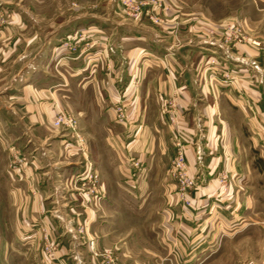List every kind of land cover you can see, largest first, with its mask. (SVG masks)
I'll return each instance as SVG.
<instances>
[{"label":"crops","instance_id":"obj_1","mask_svg":"<svg viewBox=\"0 0 264 264\" xmlns=\"http://www.w3.org/2000/svg\"><path fill=\"white\" fill-rule=\"evenodd\" d=\"M168 1L172 9L161 28L126 17L117 2L113 13L79 18V30L74 22L60 27L58 15L45 12L41 0H0L10 18L0 32L2 62L11 53L19 59V71L0 84V264H25V257L33 264H98L102 251L113 249L131 264L155 259L151 249L143 248L142 256L132 250L130 240L138 230L132 225L124 231L118 223L122 198L133 190L127 181L132 156L146 162L135 187L138 195L152 196L162 181L168 202L162 206L161 232L176 261L187 256L188 245L242 225L252 213L256 194L251 181L264 177V33L248 36L259 47L225 46L208 34V19L183 12V0ZM78 31L96 45L92 61L100 52L109 54L104 63L92 68L60 45ZM207 58L236 75L235 87L208 76ZM116 89L126 95L131 120L124 125L113 111ZM166 101H174L178 130L162 114ZM59 108L78 120L83 159L74 151L63 159L60 153L53 156L54 145L70 149L78 143L54 127ZM177 133L185 141L188 173L200 182L190 206L170 194L175 186L166 167L175 156ZM12 144H32L52 157L48 154L40 171L10 174ZM87 170L98 182L93 193L78 185H86L79 174ZM223 176L231 182L227 191L219 182ZM54 211L58 220L47 215ZM86 216L92 223L81 237L76 229ZM39 225L60 246L48 257L40 232L29 243L28 255L19 247L20 235Z\"/></svg>","mask_w":264,"mask_h":264},{"label":"rangeland","instance_id":"obj_2","mask_svg":"<svg viewBox=\"0 0 264 264\" xmlns=\"http://www.w3.org/2000/svg\"><path fill=\"white\" fill-rule=\"evenodd\" d=\"M30 1V0H28ZM41 7L45 12H54L59 17V25L60 27L65 28L71 22L75 23L76 29L82 30L83 28L79 23V18H82L87 13H98V12H110L115 11V6H117V2L121 3L122 14L126 17L127 14L125 12L124 1L125 0H41ZM168 0H165L168 10L165 13L160 12L164 18V24L162 25H154L147 16H141L140 19H146L149 24L156 28H161L166 25L168 22L166 17L163 14H167L172 9V5ZM28 5V4H27ZM183 12L188 14H193L196 18H205L208 19L207 27L208 34L219 40L225 46H229L225 42V37L228 35H232L236 33V35H241L245 38V42L238 44L237 46H243L249 43V35H256L260 33H264V0H183ZM36 7L31 5L30 8L34 10ZM40 7V6H39ZM0 32L4 30L9 24V12L3 6H0ZM109 17V15H108ZM139 19V20H140ZM136 21V20H135ZM110 22V21H109ZM249 30V33H247ZM262 31V32H261ZM85 33L83 31L75 32L71 34V36L65 37L60 41V45L63 46V43L67 42V38L71 37V43L77 47V51L68 50L64 48L70 55H76V59L80 58L86 61V64H89L92 68L94 64L99 65L104 63L106 59L109 58V54L104 56V51L100 52L98 58L95 61H92L91 57L94 53L97 52L95 50L96 45L92 42H88L87 34L82 38ZM252 41V40H251ZM258 42V40H255ZM260 43V42H259ZM2 45V41L0 39V46ZM252 45V44H251ZM91 46V47H87ZM236 46V47H237ZM233 47V46H230ZM235 47V48H236ZM2 53H0V84L8 83L10 78L15 75L19 71V59L18 54L11 53L7 54L6 61L2 62ZM211 59L216 58H207L206 61H210ZM83 60V61H84ZM91 62V64H90ZM211 65H205V69L207 68L208 76L211 77ZM215 75L213 78L219 79L222 83L223 80H226L224 77V73L226 69L219 65L216 69H213ZM231 75L229 83L230 86L227 88H233L236 84V75L229 69L228 70ZM3 80V81H2ZM5 81V82H4ZM216 81V80H215ZM233 82V84H232ZM137 84V83H136ZM141 83L140 87L141 88ZM124 94L126 97L125 93ZM126 98H123L125 101ZM151 104L148 103V105ZM113 105V104H112ZM125 109L128 114V106L127 102L125 103ZM59 111H63L68 113L65 109L59 108L55 113V117ZM70 114V113H68ZM72 115V114H70ZM54 117V119H55ZM72 117L76 120L78 127V120L75 116ZM127 121L124 124H127L131 118L128 115ZM54 122V121H53ZM118 124H121L116 120ZM123 124V125H124ZM61 135H66L69 133L71 136H75L78 140L73 146H69L70 149L67 148V144L62 147L57 144L54 145L55 150L53 151V156L56 157L58 153L59 159L65 158L69 152H79L81 154V159H83V146L84 141L81 138L82 136L79 133V128L77 134H73L71 131L66 129H58ZM59 140V139H58ZM70 142V141H69ZM32 147V148H31ZM174 147V146H173ZM50 153L45 152H36V149L32 144H28L25 147H19L16 144H12L9 148V164H8V173L15 172H24V169L30 170L31 168H35L40 171V169H44L47 166V159H49ZM52 154H50L51 156ZM52 157V156H51ZM57 158V157H56ZM173 159V158H172ZM37 160V161H36ZM140 161L142 167L136 173L133 170L131 163L133 161ZM37 162V163H35ZM146 162L141 158L132 156L128 159L127 165L129 168L128 182L131 181V178L134 174L133 180L136 182V188L138 187V179L140 177L141 172L146 168ZM171 165V163H170ZM259 167V166H258ZM169 166L166 167L167 174L169 175ZM66 169V168H64ZM93 172V171H92ZM84 172L81 171L79 176L83 178ZM190 175V174H189ZM33 176V175H32ZM170 176V175H169ZM191 176V175H190ZM198 185L200 186V182L197 177ZM170 182L175 186V190L171 191L170 194L174 195L181 204H184L178 197V184L177 182L170 176ZM222 185V190L227 191L230 186V181H222L219 180ZM218 182V183H219ZM162 181L156 182L155 184V194L152 196L143 197L138 195V190L134 188L131 190L132 192L128 194L127 198H122L123 205L120 207L122 211L117 214L118 223L123 224L124 231L129 226L135 227V230H138L139 236L136 238H131L130 246L132 245V250H138L139 255L142 256V249L148 248L155 252L156 257L153 260H139L138 264H264V177L261 179H252L251 184L252 188L255 189V201L252 213L246 219V222L242 225L231 226L229 230L225 227L223 230H220L218 233H212L208 236H204L200 242L194 246L188 245L187 247V256L182 258L179 261L173 259L171 255H169V246L166 245V242L163 240L162 232H161V218H162V206L167 204L168 196L165 195V191L162 187ZM80 188H83L86 192L89 188V185H83V182L79 181L78 183ZM198 189V188H197ZM196 189V190H197ZM191 192V195L194 191ZM137 192V193H136ZM50 193V192H48ZM169 195V194H168ZM62 200V199H60ZM65 200V198H64ZM171 203V202H170ZM192 204V200H191ZM53 220H58L56 216H60L59 212H52L47 214ZM58 216V217H59ZM40 220L32 221V224L39 223ZM92 220L86 216L82 218L79 222L78 227L76 229L77 234L81 237L86 236L88 231V226L90 227ZM244 225V226H243ZM37 230V231H36ZM42 234V250L46 253V247H51L54 249V252H57L59 249V245L57 242L54 244L51 243L49 238L47 237V233L45 229L39 225V227H33L32 231H28L24 233V235H20V246L24 247L25 254L28 255L29 249L32 248V241L36 240L37 233ZM217 233V234H216ZM229 233V235H227ZM35 234V236H34ZM216 234V236H214ZM49 239V240H48ZM82 241L84 239L82 238ZM18 249V248H17ZM188 252L190 253L188 255ZM108 254H111V260L108 258ZM26 255V256H27ZM18 258H23L24 256L21 253H18ZM50 256L47 254V257ZM25 264H33V260L26 258ZM98 264H131L127 262L129 260L122 259L119 252H116L114 249L109 250L107 252L102 251L98 258ZM54 264H61L60 262L53 261ZM10 264V263H9ZM37 264V263H36ZM51 264V263H50ZM134 264V263H133Z\"/></svg>","mask_w":264,"mask_h":264},{"label":"built area","instance_id":"obj_3","mask_svg":"<svg viewBox=\"0 0 264 264\" xmlns=\"http://www.w3.org/2000/svg\"><path fill=\"white\" fill-rule=\"evenodd\" d=\"M124 6H125V12L128 16V18L133 19V20H139L141 16H147L148 19L154 24V25H162L164 24V18L160 12L165 13V11L168 10L167 5L165 3V0H125L124 1ZM1 15V14H0ZM164 15V14H163ZM86 35L84 34L82 36L85 37ZM67 42L63 43L64 48L68 50H73L77 51V47L73 45L71 41V37L67 38ZM245 40L240 34L236 35V33L232 35H228L225 37V42L229 46L236 47L238 44L242 43ZM245 42V41H244ZM250 44L253 46L259 47L260 43L255 41V40H250ZM91 47V46H87ZM92 58V57H91ZM98 58V57H97ZM96 58V59H97ZM211 69V78L214 77L215 73L213 69H216L217 66L221 65L220 62L217 59H211L209 62ZM226 69V68H225ZM229 69H226V72L224 73V77L226 80H223V85L226 87H229L231 83H229L230 75L231 73L228 71ZM233 84V82H232ZM117 93V99L113 103V111L115 113V118L118 122L121 124H124L127 121V111L125 109V101H123V98H125L124 94H120V92L116 89ZM175 104L174 101H166L162 105V114L168 115L170 117V122L172 125L175 126L176 130L178 126V116L175 114ZM53 125L57 129H66L71 131L73 134H77L78 132V127L76 120L72 117V115L65 113L63 111H59L57 113V116L54 119ZM184 138L180 135V133H177V138L174 140L173 146L175 149V156L173 157L171 161V165L169 168V175L177 182L178 184V197L179 200H181L184 205L190 206L191 205V192L193 190H196L199 185L198 181L196 178L191 177L188 173L187 169V163H186V158H185V153H184ZM134 172L136 173L137 171L140 170L142 167L141 162L138 161H133L131 163ZM136 174H134L131 178V181L129 183L135 188L136 187V182L133 180V177H135ZM80 180H85V184H90L91 187L89 189L93 193L94 191L92 188H94L97 185V179L95 175L93 174L92 170H87ZM222 181H226L225 176L221 177ZM46 254L48 255H53L54 249L51 247H46ZM108 258L111 260V254H108ZM51 264H54L53 260L50 262Z\"/></svg>","mask_w":264,"mask_h":264}]
</instances>
